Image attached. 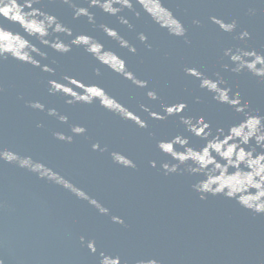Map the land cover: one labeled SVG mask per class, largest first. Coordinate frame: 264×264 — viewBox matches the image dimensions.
I'll return each mask as SVG.
<instances>
[{"label":"water","instance_id":"1","mask_svg":"<svg viewBox=\"0 0 264 264\" xmlns=\"http://www.w3.org/2000/svg\"><path fill=\"white\" fill-rule=\"evenodd\" d=\"M77 2L87 6V0ZM34 6L56 14L75 33L91 34L106 49L117 51L127 59L128 67L149 79V87L156 88L168 103L186 100L187 115H206L214 125L219 122L225 126L242 118V114L217 103L211 93L200 89L198 80L185 75L184 67L193 64L209 75L221 71L234 91L240 90L253 107L264 109V82L250 73L236 74L223 68V64L230 63L223 55L225 48L264 50V0H134L141 15L137 17L135 10L127 8L121 13L135 26L131 29L99 7L91 9L96 14L93 25L87 17L74 18V10L63 0H39ZM142 8L162 27L173 28L168 11L171 8L188 29L191 44L185 43L184 37L170 35ZM249 8L256 9L255 15L248 14ZM212 15L227 21L238 19L236 32L221 30L210 20ZM194 19L201 24H194ZM3 22L27 36L19 24ZM100 24L117 28L138 51L133 54L121 48ZM244 28L252 33L247 42L237 38ZM139 32L148 34L151 49L138 39ZM40 47L48 52L43 63L51 64L55 73L0 57V148L43 161L81 187L77 190L81 197L56 181L70 183L59 174L52 173L53 179L41 178L17 162L0 159V258L4 264H99L101 251L119 254L127 264L151 259L160 264H264V214H255L223 196L201 200L191 187L198 176L187 172L165 175L159 167L170 157L159 151L156 141L183 130L178 116L163 121L152 119L140 105L162 111L161 102L150 100L147 89L100 64L83 47L74 46L67 54ZM103 55L115 63L110 52ZM97 67L100 76L95 74ZM65 74L100 83L148 120L149 128H139L100 107L99 102L68 105L62 94H49L48 80L61 79ZM77 84L89 87L79 80ZM96 93L104 103H116L99 87ZM196 96L202 101L197 102ZM29 100L56 107L69 116V121L63 123L46 110L31 108ZM40 122L44 127H37ZM77 123L86 125L88 132L76 135L73 142L53 135L56 131L72 134L71 125ZM97 140L109 150L93 151L91 145ZM192 142L202 143L196 137ZM112 150L129 155L137 167L115 163ZM153 159L158 161L156 168L150 165ZM85 197H95L110 213H100ZM112 215L122 216L125 223L113 222ZM81 236L95 239L98 251L91 252Z\"/></svg>","mask_w":264,"mask_h":264},{"label":"clouds","instance_id":"2","mask_svg":"<svg viewBox=\"0 0 264 264\" xmlns=\"http://www.w3.org/2000/svg\"><path fill=\"white\" fill-rule=\"evenodd\" d=\"M38 3L39 0H0V57L6 59L11 57L14 60L40 67L45 72L55 73L56 69L51 64L43 63V59L48 57V52L40 45L62 54L70 53L74 46L83 47L84 51L92 55L100 64L106 65L137 87L147 89L146 96L150 100L161 102L162 111L153 110L147 104L140 105V108L149 113L152 119L163 121L172 116L179 117L183 130L168 138L156 141L159 151L170 157L159 164L165 175L187 172L198 176L199 178L191 187L194 192L199 194L201 200H207L209 196H223L226 199L234 200L241 207L255 214H264V109L259 106L253 107L251 101L245 99L240 90L234 91L229 80L221 71L209 75L200 66L193 64L184 67L185 75L198 80L200 89L211 93L212 99L217 103L228 105L236 113L242 114V118L236 123L225 126L219 122L214 125L206 115H187L186 110L189 106L186 100L168 103L156 88L149 87V79L141 78L128 67L125 57L113 49H106L104 43L91 34L75 33L73 28L65 24L56 14L46 11L42 7L34 6ZM63 3L74 10V18L87 17L88 22L93 25L96 24V14L91 9L95 7H99L107 14L117 16L120 23L127 25L130 29L135 26L127 16L121 15L123 10L125 8L135 10L137 17L141 15V12L134 6V0H87V6L78 3L77 0H63ZM143 11L158 23L147 9H143ZM168 11L175 27H162L158 24L167 29L170 35L184 37L185 43L191 44V40L187 37L188 29L183 21L174 14L171 8ZM255 13V8L248 9L249 15H255ZM5 20L19 24L27 36H21L19 32L6 26L3 22ZM210 20L228 33L236 32L239 25L238 19L235 18L227 21L212 15ZM193 23L199 25L201 21L194 19ZM99 27L108 37L117 40L121 48H126L133 54L138 51L137 46L121 35L117 28L108 24H100ZM65 36L70 39L66 40ZM27 37L34 38L39 43ZM251 37L252 33L247 28L237 34V38L245 42ZM138 39L151 49L152 45L148 43L147 33L139 32ZM109 52L115 63L110 62L103 55V53ZM223 55L230 61V63L223 64L225 70L236 74L247 72L264 82V50L236 46L225 48ZM94 71L97 76H100L101 69L99 67ZM77 80L89 87L85 89L82 85H78ZM48 85L49 94H62L66 97L65 103L68 105L76 103L92 105L99 102L100 107L115 113L124 120L133 122L139 128H149L148 120L100 83L85 82L75 75L65 74L61 79H49ZM97 87L116 103L114 105L104 103L96 93ZM2 90L3 85H0V91ZM89 93L92 95L89 96ZM195 99L197 102H201L203 98L196 96ZM27 103L33 109L46 110L48 115L57 117L63 123L69 121L67 114L61 113L56 107H48L41 100H29ZM37 127H44L43 122H40ZM87 132L86 125L77 123L71 125L72 134L56 131L53 135L61 141L71 143L76 135H84ZM150 135L155 136V133H150ZM193 137L199 138L202 143L193 144ZM91 148L93 151L99 152L109 150L107 145L102 147L99 140L92 143ZM110 155L117 164L126 168L135 169L137 167L136 161L122 151L112 150ZM0 159L17 162L20 167L37 172L41 178L53 179L52 173L63 176L43 161L34 160L30 155L21 156L11 149L0 148ZM150 165L156 168L158 161L153 159L150 161ZM65 179L70 183L56 181L81 197L77 191L81 187L76 186L69 179ZM83 199L88 200L100 213H110L106 207L102 206V203H97L98 199L95 197ZM111 219L119 224L125 223L124 218L119 215H112ZM80 240L81 242L86 241L91 252L98 251L95 239L86 240L84 236H81ZM0 264H4V259L0 258ZM99 264H127V261H122L119 254L113 255L101 251ZM137 264H160V261L156 259L139 260Z\"/></svg>","mask_w":264,"mask_h":264}]
</instances>
